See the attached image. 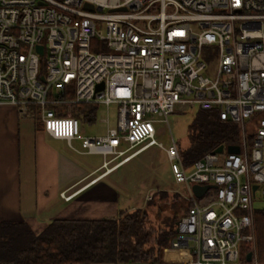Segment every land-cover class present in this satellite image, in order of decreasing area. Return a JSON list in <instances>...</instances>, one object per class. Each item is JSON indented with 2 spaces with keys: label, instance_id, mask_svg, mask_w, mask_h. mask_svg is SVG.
I'll use <instances>...</instances> for the list:
<instances>
[{
  "label": "built area",
  "instance_id": "1",
  "mask_svg": "<svg viewBox=\"0 0 264 264\" xmlns=\"http://www.w3.org/2000/svg\"><path fill=\"white\" fill-rule=\"evenodd\" d=\"M2 103L37 115L79 153L103 155L106 170L158 146L191 203L170 242L185 258L64 264H264L255 231V201L264 200V0H0ZM112 103L117 126L82 137L77 107ZM194 108L235 123L240 152L224 146L186 165L172 134L168 146L156 139L155 122ZM195 184L216 187L198 198Z\"/></svg>",
  "mask_w": 264,
  "mask_h": 264
},
{
  "label": "trees",
  "instance_id": "2",
  "mask_svg": "<svg viewBox=\"0 0 264 264\" xmlns=\"http://www.w3.org/2000/svg\"><path fill=\"white\" fill-rule=\"evenodd\" d=\"M76 110V115L83 113V119L92 121L97 106L83 104ZM240 136L239 127L221 120L216 111L198 110L188 125V146L179 144L184 162L191 165L220 145H237ZM158 195L160 200L170 197L165 191ZM190 206L188 200L175 195L171 203L173 215L162 221L165 227L149 224V213L141 208L133 212L120 209L115 218L56 217L39 231L27 222L0 221V261L17 264L159 262L162 249L169 247L176 235L178 220ZM161 215L158 212V219ZM255 231L258 257L264 262V208L255 211Z\"/></svg>",
  "mask_w": 264,
  "mask_h": 264
},
{
  "label": "crops",
  "instance_id": "3",
  "mask_svg": "<svg viewBox=\"0 0 264 264\" xmlns=\"http://www.w3.org/2000/svg\"><path fill=\"white\" fill-rule=\"evenodd\" d=\"M60 141L69 146L45 132L35 115L22 116L14 104H0V221L27 222L39 231L76 205L87 204L85 196L91 192L96 201L84 215L118 213L117 191L107 178L119 167L93 168L66 155ZM63 192L71 199L62 197Z\"/></svg>",
  "mask_w": 264,
  "mask_h": 264
},
{
  "label": "rangeland",
  "instance_id": "4",
  "mask_svg": "<svg viewBox=\"0 0 264 264\" xmlns=\"http://www.w3.org/2000/svg\"><path fill=\"white\" fill-rule=\"evenodd\" d=\"M96 106L97 110L94 120L88 121L82 118L80 119V135L82 137L102 136L107 132L109 127L114 128L117 126L118 105L116 103H112L109 106L104 104ZM197 112L198 109L195 108L187 110L186 112H174L169 115V124L164 121L155 122L156 139L165 146H168L172 134L182 147L188 146V125ZM73 145L76 149L83 150L81 139L74 140ZM58 147L67 153L66 155L81 160L93 168L103 164L104 156L101 154H81L73 148H70L65 141H60ZM122 159L123 157H119L115 162H120ZM107 180L117 191L115 201H117L118 209L124 210L125 212H133L139 208L147 210L150 219L149 224H154L159 227H165L162 221L173 215L171 203L174 200V196L179 195L185 199L183 187L178 185L173 178L165 151L158 146H152L126 162L121 161L119 169L111 174ZM163 191L168 192L170 196L169 200H167L168 198L159 199L158 194ZM91 194L93 195L92 192ZM91 194L85 196L89 201L87 204L76 205L74 210L63 217L92 218L86 214L84 215L86 207L95 200L91 199ZM150 201H153L154 204L149 205ZM255 206L257 209H263L264 200L259 199L255 201ZM159 208L162 210L160 211ZM119 212L120 210L117 214H108L103 217L115 218ZM158 212L162 214L159 219L157 217ZM39 220L43 219L40 218ZM185 257H187L186 251L179 248L169 246L163 248L161 251L162 261L179 260Z\"/></svg>",
  "mask_w": 264,
  "mask_h": 264
},
{
  "label": "water",
  "instance_id": "5",
  "mask_svg": "<svg viewBox=\"0 0 264 264\" xmlns=\"http://www.w3.org/2000/svg\"><path fill=\"white\" fill-rule=\"evenodd\" d=\"M39 50L42 52V49L43 47L42 46H38ZM104 86V83H99L97 85V89H101L103 88ZM226 150L230 153H239L240 152V147L239 145H228L226 147ZM216 153H223L224 152V145H220L218 148H216L214 150ZM212 187H216L215 185H211V184H208V185H199V184H195L193 186V191L195 193V195L198 197V198H201L204 193L206 192V190H208L209 188H212ZM256 188V187H255ZM252 257V253H248L247 255V259L250 260Z\"/></svg>",
  "mask_w": 264,
  "mask_h": 264
}]
</instances>
